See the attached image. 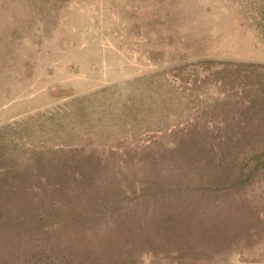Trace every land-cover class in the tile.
Masks as SVG:
<instances>
[{"label": "rangeland", "instance_id": "rangeland-1", "mask_svg": "<svg viewBox=\"0 0 264 264\" xmlns=\"http://www.w3.org/2000/svg\"><path fill=\"white\" fill-rule=\"evenodd\" d=\"M0 264H264V0H0Z\"/></svg>", "mask_w": 264, "mask_h": 264}, {"label": "trees", "instance_id": "trees-1", "mask_svg": "<svg viewBox=\"0 0 264 264\" xmlns=\"http://www.w3.org/2000/svg\"><path fill=\"white\" fill-rule=\"evenodd\" d=\"M203 64L206 65V69L207 71H209V73H211V75L213 74H217L220 70H222L223 72H230L231 70H235L237 69V67L239 68L240 66H248V65H252V63H247V62H241V61H234V60H223V59H213V58H203L202 59ZM186 64H180L177 66L176 69V73H177V77L178 75L182 76V75H187L188 71L186 70ZM191 75H193V73H191Z\"/></svg>", "mask_w": 264, "mask_h": 264}]
</instances>
